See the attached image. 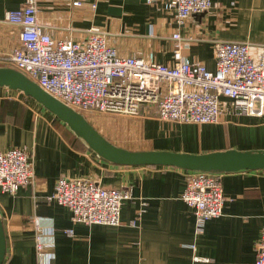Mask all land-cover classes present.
<instances>
[{"label": "crops", "instance_id": "0c3cea01", "mask_svg": "<svg viewBox=\"0 0 264 264\" xmlns=\"http://www.w3.org/2000/svg\"><path fill=\"white\" fill-rule=\"evenodd\" d=\"M25 2L0 0L1 54L20 44L21 27L9 23L6 15ZM38 17L55 39L84 41L88 30L98 28L121 56L148 59L154 54L164 65L175 62L173 35L180 33L182 57L212 72L217 41L250 43L253 57L264 44V0H212L208 13L184 25L175 13L163 10L161 1L149 6L144 0H41ZM221 105L219 123L208 125L166 123L156 107L147 105L136 117L88 120L113 145L131 152H264V115L239 114L228 98ZM12 148L32 156L36 182L16 195L0 191L4 264H38V225L54 230L52 237L42 239L53 247L52 264H255L264 226V170L211 172L223 184L226 203L223 215L197 234L194 212L182 200L190 171L104 159L41 103L20 90L0 87V153ZM62 177L89 179L103 188H132V198L123 203L122 225L72 222L68 208L48 202ZM196 256L209 262L196 261Z\"/></svg>", "mask_w": 264, "mask_h": 264}, {"label": "built area", "instance_id": "2783aa9c", "mask_svg": "<svg viewBox=\"0 0 264 264\" xmlns=\"http://www.w3.org/2000/svg\"><path fill=\"white\" fill-rule=\"evenodd\" d=\"M40 1L26 0L20 9L7 13V21L21 27L20 44L10 54L0 53V65L17 70L77 114L136 117L147 105L156 107L159 119L166 123L208 125L219 123L221 101L228 98L239 114L264 115V44L253 57L250 43L217 41V68L212 72L207 65L182 57L183 38L175 33V62L164 65L154 54L148 59L121 56L98 28L88 30L84 41L55 39L39 23ZM159 1L164 11L175 13L180 25L204 16L212 7V0H144L149 6ZM33 164L26 150L1 151L0 191L16 195L21 187L34 185ZM186 185L182 200L194 212L196 233L202 234L207 222L223 215V184L211 172L190 171ZM54 189L48 202L68 208L72 222L88 227L121 226L123 203L132 198V188H103L89 179L62 177ZM36 232L38 264H52L53 247L42 239L52 237L54 230L38 225ZM67 233L72 235L73 230ZM261 235L255 264H264V226ZM195 260L209 262L197 256Z\"/></svg>", "mask_w": 264, "mask_h": 264}, {"label": "water", "instance_id": "95a60500", "mask_svg": "<svg viewBox=\"0 0 264 264\" xmlns=\"http://www.w3.org/2000/svg\"><path fill=\"white\" fill-rule=\"evenodd\" d=\"M0 87H9L11 90H20L28 97L41 103L59 120L71 127L86 143L104 159L118 164L129 166H168L182 168L188 171H231L264 170V152H226L208 153L206 155L179 154L169 152H131L120 149L103 137L80 114L49 95L36 83L29 81L17 70L0 67ZM7 252L5 227L0 218V264H4Z\"/></svg>", "mask_w": 264, "mask_h": 264}, {"label": "rangeland", "instance_id": "374dc122", "mask_svg": "<svg viewBox=\"0 0 264 264\" xmlns=\"http://www.w3.org/2000/svg\"><path fill=\"white\" fill-rule=\"evenodd\" d=\"M104 115H106V114H104ZM104 115L99 114V113H96V112H91V111H89V112L84 113L83 117H84L85 119L95 120L96 118H101V117H103ZM207 173H208V172H207Z\"/></svg>", "mask_w": 264, "mask_h": 264}]
</instances>
